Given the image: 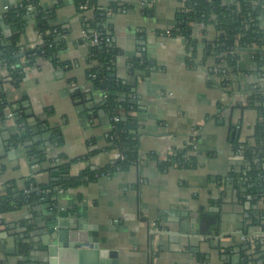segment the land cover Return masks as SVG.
Segmentation results:
<instances>
[{
	"label": "crops",
	"instance_id": "0c3cea01",
	"mask_svg": "<svg viewBox=\"0 0 264 264\" xmlns=\"http://www.w3.org/2000/svg\"><path fill=\"white\" fill-rule=\"evenodd\" d=\"M35 1L38 15L33 11L16 30L4 16L26 0H0L1 44L17 35L19 64L31 63L17 85L2 83L8 74L1 71L0 93L22 111L32 149L47 160L38 164L23 147L11 145L18 132L15 120L0 123V190L23 189L31 180L41 190L33 203L0 216V264H40L49 228L58 225L83 226L102 250L115 252L106 264L236 263L240 242L234 234L243 216L224 182L242 163L234 145L251 143L259 124L258 111L248 106L254 91L264 95V66L253 50L239 52L237 69L223 84L216 57L207 51L218 39L217 29L193 26L195 61L186 37L171 32L182 22L183 0H96L107 16L99 22L94 8L81 10L76 0ZM40 14L60 43L58 65L41 56L27 60L51 34L42 32ZM94 21L109 38L116 76L136 91L141 161L48 195L42 203L38 195L49 193L42 188L51 183L62 157L73 177L118 161L109 142L112 126L101 110L103 94L88 76L98 66L85 38L96 30ZM140 57L151 68L131 72V62ZM186 152L196 167L175 161V154ZM224 191L230 197H223ZM22 243L28 247L25 257Z\"/></svg>",
	"mask_w": 264,
	"mask_h": 264
},
{
	"label": "trees",
	"instance_id": "16d2710c",
	"mask_svg": "<svg viewBox=\"0 0 264 264\" xmlns=\"http://www.w3.org/2000/svg\"><path fill=\"white\" fill-rule=\"evenodd\" d=\"M87 1H89L88 8L95 10V21L99 22L107 17L105 12L98 8L96 0H76V3L80 6L86 4ZM183 2L182 22L171 32L174 35L186 37L192 61L196 60L198 43L192 37L193 26L202 23L206 26H214L218 31V39L215 43L207 45V51L216 57V68H218L216 74L221 78L223 84L229 82V78L237 69L239 52L242 50L252 49L255 60L264 66V29L261 22V17L264 16V0H234L232 4L226 3V0H183ZM29 8L33 12L32 0H26L22 6L9 9L4 16L5 22L16 30L23 29L28 22ZM38 21L42 32L46 34L51 31V34L47 35L45 46L37 49L36 54L27 57V60L41 56L58 65L56 54L60 43L56 41V36L52 34L53 29H50L43 14L39 15ZM96 24L91 28L99 31L104 40L98 48L93 47L98 66L91 69L88 76L94 86L103 94L101 110L106 113L112 126V132L109 135L111 149H116L124 159H118L114 166L107 169L92 170L88 168L79 176L73 177L70 175V164L65 162L62 157V160L55 162L53 166L51 183L42 188L49 192V196L57 194L60 190L67 191L79 187L102 175L113 174L117 172V168L120 171L129 170L139 165L141 161L139 124L134 115L141 106L136 98L134 88L116 76L111 62L112 52L108 48L109 42L106 43L109 38L101 26ZM16 38L17 35L12 36L4 44H1L2 37L0 36V70H6L8 74L7 77L1 79L2 83L9 82L17 85L23 76L25 67L31 65L28 62L24 65L19 64L20 60L17 58L19 48ZM150 68L151 63L143 57L134 59L130 64L131 72H145ZM224 70L226 73H223ZM248 107L255 108L261 116H264V95L259 91H254ZM9 112L14 114L18 127L16 135L11 137V145L15 148L23 147L31 161L35 159L38 164L45 163L46 158H42V154H35L36 152L32 149L30 144L32 132L24 126L22 111L14 109L13 104L8 103L6 97L0 93V123L8 120ZM113 118H118V121L112 120ZM240 145H244V154L241 156V160L245 165H242L240 169H235L236 171H231L228 178L232 179L235 188L242 185L246 189L250 185L264 186V179L258 177L259 174L264 175V122L256 126L251 143L238 141L234 147ZM174 159L179 162L180 166L196 167V160L187 152L175 154ZM35 188L34 181L31 180L25 183L23 189L12 185L0 190V216L33 203L37 194L33 193ZM20 246L21 255L25 257L29 253L28 247L23 243ZM241 258L240 264H258L260 259H264V244H260L256 252L250 255L243 251Z\"/></svg>",
	"mask_w": 264,
	"mask_h": 264
},
{
	"label": "built area",
	"instance_id": "2783aa9c",
	"mask_svg": "<svg viewBox=\"0 0 264 264\" xmlns=\"http://www.w3.org/2000/svg\"><path fill=\"white\" fill-rule=\"evenodd\" d=\"M88 4L89 1H87L86 4L80 5L79 8L81 10H88ZM31 12L32 9L29 8L28 15H30ZM197 25H201L203 27L206 26L202 23L195 24L194 26ZM54 33L57 34L58 31L55 30ZM85 38L89 42V44L95 48H98L104 40L103 38H101V34L97 30H94L90 34L86 33ZM108 42L109 40L107 39L106 43ZM1 71L2 70H0V74ZM223 73H226V71L224 70ZM8 118L15 120V116L13 113H8ZM112 120L117 122L118 118H113ZM261 122H264V116H261L259 114V123ZM234 153L241 160V156L244 154V145H240L236 148L234 147ZM118 159L123 160L124 157L119 153ZM242 165H245L243 163V160L241 166L237 167V169H240ZM116 170L117 172L120 171L119 168H117ZM111 174L112 173H108L107 175L102 176H110ZM258 177L260 179H264V175L262 174H259ZM224 183L227 184L229 188L231 187L233 189V195H235V202L237 205H239L240 211L243 216L240 230L238 231V233L236 232L234 234L235 237L237 236V238L239 239L240 247L236 249L237 251H235V256H237V262H234L233 264H240L242 262L241 254L243 251L250 255L251 253L256 252V249L260 244H264V186L250 185V187L246 189L242 185L238 188H235L234 182L230 178H227ZM60 192H63V190H60ZM224 239V237L220 236V241ZM263 262L264 259H260L258 261V264H263Z\"/></svg>",
	"mask_w": 264,
	"mask_h": 264
},
{
	"label": "water",
	"instance_id": "95a60500",
	"mask_svg": "<svg viewBox=\"0 0 264 264\" xmlns=\"http://www.w3.org/2000/svg\"><path fill=\"white\" fill-rule=\"evenodd\" d=\"M33 11L38 15L37 4L35 0H32ZM262 26L264 29V16L261 17ZM34 52H27L30 54ZM24 54H21L23 57ZM38 133V130H34ZM240 130H236L237 134ZM39 188H35L33 193H40ZM45 193L39 194L40 201L44 203L47 201ZM50 234L48 235V241L44 243L45 247L41 248L40 258H42L40 264H106V259L109 257H115V252L108 250H102L99 246V242L96 238L90 236L88 231L81 225L77 228L74 226H55L50 227ZM214 247V244L211 243ZM219 247V246H218ZM18 254L19 251H17ZM39 263V259H36ZM31 264V263H30Z\"/></svg>",
	"mask_w": 264,
	"mask_h": 264
},
{
	"label": "rangeland",
	"instance_id": "374dc122",
	"mask_svg": "<svg viewBox=\"0 0 264 264\" xmlns=\"http://www.w3.org/2000/svg\"><path fill=\"white\" fill-rule=\"evenodd\" d=\"M217 186H218V185H217ZM222 188H223V187H222ZM220 190L222 191L221 188H220ZM225 196H226V197H230V195L227 196L226 193H225V191H224L223 197H225Z\"/></svg>",
	"mask_w": 264,
	"mask_h": 264
}]
</instances>
